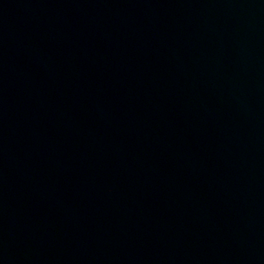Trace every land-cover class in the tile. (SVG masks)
I'll list each match as a JSON object with an SVG mask.
<instances>
[{
  "label": "water",
  "instance_id": "1",
  "mask_svg": "<svg viewBox=\"0 0 264 264\" xmlns=\"http://www.w3.org/2000/svg\"><path fill=\"white\" fill-rule=\"evenodd\" d=\"M0 264H264V0H0Z\"/></svg>",
  "mask_w": 264,
  "mask_h": 264
}]
</instances>
